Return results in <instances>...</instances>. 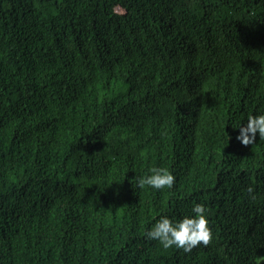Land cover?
I'll list each match as a JSON object with an SVG mask.
<instances>
[{"label": "trees", "instance_id": "16d2710c", "mask_svg": "<svg viewBox=\"0 0 264 264\" xmlns=\"http://www.w3.org/2000/svg\"><path fill=\"white\" fill-rule=\"evenodd\" d=\"M262 112L264 0H0V264H264ZM194 203L207 246L144 238Z\"/></svg>", "mask_w": 264, "mask_h": 264}, {"label": "clouds", "instance_id": "9594fccd", "mask_svg": "<svg viewBox=\"0 0 264 264\" xmlns=\"http://www.w3.org/2000/svg\"><path fill=\"white\" fill-rule=\"evenodd\" d=\"M191 83L200 86L199 80ZM205 86L212 96L221 92V88L222 91L229 90L228 85L223 84L220 80L214 85ZM236 127L239 128L236 139L243 145L252 144L257 134L259 138H264V112L255 115L249 114L246 122L239 123ZM173 183L172 172L159 166L150 168L148 174L136 178V187L141 189L144 186H149L152 189L171 188ZM245 191L248 199H256L252 186H248ZM205 213L204 204L194 203L191 205L189 213L178 219L161 214L145 230L144 238L157 242L163 249L175 247L182 249L185 253L191 252L197 246H207L212 234Z\"/></svg>", "mask_w": 264, "mask_h": 264}]
</instances>
